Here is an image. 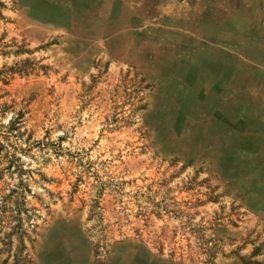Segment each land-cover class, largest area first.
<instances>
[{
    "label": "rangeland",
    "instance_id": "1",
    "mask_svg": "<svg viewBox=\"0 0 264 264\" xmlns=\"http://www.w3.org/2000/svg\"><path fill=\"white\" fill-rule=\"evenodd\" d=\"M0 264H264V0H0Z\"/></svg>",
    "mask_w": 264,
    "mask_h": 264
},
{
    "label": "trees",
    "instance_id": "2",
    "mask_svg": "<svg viewBox=\"0 0 264 264\" xmlns=\"http://www.w3.org/2000/svg\"><path fill=\"white\" fill-rule=\"evenodd\" d=\"M21 123V116H19V118H17L15 121H13V123H11V126L9 127V133L12 134L15 131L19 130V126ZM20 135L15 136V138H19Z\"/></svg>",
    "mask_w": 264,
    "mask_h": 264
},
{
    "label": "crops",
    "instance_id": "3",
    "mask_svg": "<svg viewBox=\"0 0 264 264\" xmlns=\"http://www.w3.org/2000/svg\"><path fill=\"white\" fill-rule=\"evenodd\" d=\"M257 151H259V149Z\"/></svg>",
    "mask_w": 264,
    "mask_h": 264
}]
</instances>
